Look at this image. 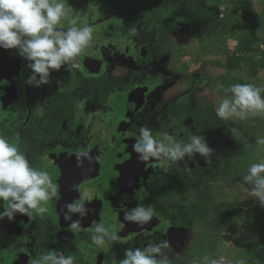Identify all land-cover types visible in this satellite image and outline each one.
Instances as JSON below:
<instances>
[{
    "label": "flooded vegetation",
    "instance_id": "af4514ba",
    "mask_svg": "<svg viewBox=\"0 0 264 264\" xmlns=\"http://www.w3.org/2000/svg\"><path fill=\"white\" fill-rule=\"evenodd\" d=\"M64 2L70 7L69 0ZM70 9L76 27L89 20L95 26L101 17L100 0H75ZM60 26L66 30L72 25L62 20ZM93 28V42L78 57V66L53 72L51 82L40 88L27 83L31 75L27 61L15 50L0 49V136L19 147L31 166L47 171L58 188V196L49 202V211L43 216L18 214L14 221L5 218L0 222V264H31L34 257L52 249L71 255L75 264H118L124 249L143 248L160 240L171 244L174 230L192 225L183 211L200 202L197 191L190 189L198 185V177L189 173L191 169L184 171L182 161L169 166L156 161L142 163L132 145L145 126L154 135L167 132L181 141L200 134L186 123L182 127L176 118L181 103H169L164 112L151 108L155 85L139 80L124 83L107 75L100 25ZM131 49L129 45L124 49L126 55ZM128 57L137 58L133 54ZM78 151H87L91 158L81 166L77 164ZM130 156H135L131 172L119 176ZM81 192L93 199L82 220V231L72 233L63 210ZM189 192L190 202L183 196ZM137 204L155 210L152 221L143 227L123 219ZM98 222L109 228L115 225L121 237L112 242L109 252L91 242L88 229ZM171 252L170 248L172 264H182L176 259L181 256Z\"/></svg>",
    "mask_w": 264,
    "mask_h": 264
},
{
    "label": "rangeland",
    "instance_id": "374dc122",
    "mask_svg": "<svg viewBox=\"0 0 264 264\" xmlns=\"http://www.w3.org/2000/svg\"><path fill=\"white\" fill-rule=\"evenodd\" d=\"M74 1L69 0L70 7ZM183 3L177 10L176 24L167 31L165 44L155 42L153 34L149 35L151 42L142 46L136 40L118 36L114 27L125 23L124 7L112 8L95 26L89 20L86 25L92 29L100 25L106 74L124 83L139 80L155 85L151 108L162 112L174 101L195 112L208 107L215 112L219 101L230 95L225 90L233 84L251 83L264 89V38L260 37L264 36V0H225L215 11L214 2L203 4L197 0L193 7L197 16L192 15L185 0ZM94 14L98 15L97 10ZM251 38L257 39L254 51L236 55L235 45ZM128 45L132 48L129 55L137 56L136 61L126 55ZM233 56L243 57L242 67L228 74L221 63ZM254 67L257 74H253ZM261 94L264 96V91ZM218 120L219 129L211 130V137L206 139L213 149L208 162L198 159V154L191 161H182L184 171L207 170L201 173L200 184L190 189L207 199L211 213L203 219H189L192 225L174 230L170 235L171 253L180 255L176 259L182 264H201L207 255L225 257V262L239 258L245 264H259L253 259L259 258L254 255L264 247V207L241 189L239 182L250 163L264 159V146L256 144L257 138H264V113L250 114L243 120ZM186 124L192 126V120ZM229 128L237 129V134L233 136ZM222 167L229 170V175L221 174ZM211 173L217 176L216 181L209 177ZM190 193L183 195L188 202L193 199ZM236 200L240 208L234 215L212 213L219 203Z\"/></svg>",
    "mask_w": 264,
    "mask_h": 264
},
{
    "label": "clouds",
    "instance_id": "9594fccd",
    "mask_svg": "<svg viewBox=\"0 0 264 264\" xmlns=\"http://www.w3.org/2000/svg\"><path fill=\"white\" fill-rule=\"evenodd\" d=\"M67 20L71 27L61 28V21ZM76 19L64 0H0V49L15 50L27 61L31 71L27 83L35 88L48 85L53 72L62 68L71 71L78 66V57L93 42L90 26L76 27ZM264 89L251 83L233 84L215 107V114L221 120L246 119L250 114L264 113ZM235 136L237 129L229 128ZM256 144L264 146V138H257ZM140 162L156 161L165 166L194 159L198 154L208 158L213 149L202 135L192 134L187 141L178 140L175 135L163 133L154 135L149 127H141L132 145ZM78 166L90 160L87 151L77 152ZM239 187L264 207V159L250 163L241 177ZM79 190V186H77ZM58 196L57 185L47 171L31 166L29 159L19 147L0 136V222L7 218L14 221L17 215L43 216L49 211L48 204ZM93 196L81 192L80 197L64 206L63 219L68 231H82V220L89 214L88 204ZM6 205V206H5ZM155 210L151 205L137 204L124 213V221L140 227L152 221ZM93 245L105 252L110 251L112 242L121 237L113 225L106 227L103 222L95 223L88 229ZM171 244L168 240L149 243L145 247L126 248L118 264H172L168 254ZM31 264H75L71 255L59 250H47L34 257ZM201 264H245L239 258L219 259L204 256Z\"/></svg>",
    "mask_w": 264,
    "mask_h": 264
},
{
    "label": "trees",
    "instance_id": "16d2710c",
    "mask_svg": "<svg viewBox=\"0 0 264 264\" xmlns=\"http://www.w3.org/2000/svg\"><path fill=\"white\" fill-rule=\"evenodd\" d=\"M197 0H185V2L191 7L192 15L197 16L195 11L193 10L194 3ZM203 4H207L208 1L214 2V6L212 7V11H215L219 8V5L225 0H199ZM103 3V6H106V9L102 6L101 9V17L107 16L110 13L112 8L124 7L125 8V23L122 25H116L114 28L118 36L124 35L130 41L136 40L138 45H143L145 43L151 42V37L149 35H154L155 42H159L160 44H165L167 31L171 26L176 24V16L178 15L177 10L180 6H184V0H100ZM212 14V12H211ZM193 16L189 17L190 20L194 21ZM196 18V17H195ZM203 28H206L204 26ZM260 37H263L260 35ZM259 40V38H258ZM257 39L251 38L250 40H245L237 45L236 55L241 52L250 53L253 52V45L256 44ZM223 64L224 68L228 70V74L232 71H236L242 67L243 57L242 56H233L228 57ZM253 74H257V69L253 68ZM226 79L225 77H222ZM175 111L176 118L181 122V126H185V123L188 120H192V127L194 131H197L198 134L206 137H211V130L215 131L219 129V125L217 122L219 121L215 112L210 107L206 108L203 111L195 112L192 109H188L186 106L181 104ZM224 121V120H222ZM204 157L198 156V159ZM205 170H197L190 172L198 177L197 182L200 184L202 177L201 173ZM207 171V170H206ZM222 175H229V170L226 167H222L220 169ZM203 176V175H202ZM209 177L212 178L213 181L217 180V176L215 174H209ZM198 202L196 205H190L188 208L184 209L183 215L189 216L191 219H203L209 216L211 213L210 209L207 207L208 202L205 201L201 196L198 195ZM207 200V199H206ZM204 204V205H203ZM240 203L236 201H228L219 203L217 207H215L213 214L216 216H231L237 213L239 210ZM256 257H259L257 260L258 263L264 264V247L261 251L255 253Z\"/></svg>",
    "mask_w": 264,
    "mask_h": 264
},
{
    "label": "water",
    "instance_id": "95a60500",
    "mask_svg": "<svg viewBox=\"0 0 264 264\" xmlns=\"http://www.w3.org/2000/svg\"><path fill=\"white\" fill-rule=\"evenodd\" d=\"M98 64L99 67L103 66V62H96ZM142 105H140L141 107ZM136 155V154H135ZM135 156H130L126 161L125 164L123 166V168L121 169L119 176L120 175H124V174H129L131 172V168H132V161H134Z\"/></svg>",
    "mask_w": 264,
    "mask_h": 264
},
{
    "label": "built area",
    "instance_id": "2783aa9c",
    "mask_svg": "<svg viewBox=\"0 0 264 264\" xmlns=\"http://www.w3.org/2000/svg\"><path fill=\"white\" fill-rule=\"evenodd\" d=\"M264 46H262V48H263Z\"/></svg>",
    "mask_w": 264,
    "mask_h": 264
}]
</instances>
